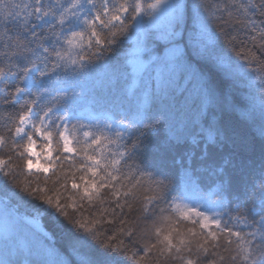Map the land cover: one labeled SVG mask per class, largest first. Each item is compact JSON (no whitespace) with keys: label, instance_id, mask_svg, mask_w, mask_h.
<instances>
[{"label":"snow or ice","instance_id":"1","mask_svg":"<svg viewBox=\"0 0 264 264\" xmlns=\"http://www.w3.org/2000/svg\"><path fill=\"white\" fill-rule=\"evenodd\" d=\"M0 264H264V0H0Z\"/></svg>","mask_w":264,"mask_h":264},{"label":"trees","instance_id":"2","mask_svg":"<svg viewBox=\"0 0 264 264\" xmlns=\"http://www.w3.org/2000/svg\"><path fill=\"white\" fill-rule=\"evenodd\" d=\"M211 2V0H209ZM229 101H231V97H229ZM232 123V125L238 130L245 132L249 137H255L257 140L259 139V134L257 128L247 127L240 119L239 116L235 113H231L228 117ZM23 211V209H21ZM41 223L47 229L49 227L47 220H42Z\"/></svg>","mask_w":264,"mask_h":264},{"label":"rangeland","instance_id":"3","mask_svg":"<svg viewBox=\"0 0 264 264\" xmlns=\"http://www.w3.org/2000/svg\"><path fill=\"white\" fill-rule=\"evenodd\" d=\"M39 151V149H37Z\"/></svg>","mask_w":264,"mask_h":264}]
</instances>
